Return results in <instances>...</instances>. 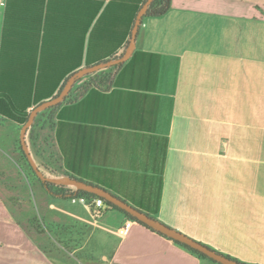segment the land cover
Wrapping results in <instances>:
<instances>
[{
  "label": "crops",
  "instance_id": "crops-1",
  "mask_svg": "<svg viewBox=\"0 0 264 264\" xmlns=\"http://www.w3.org/2000/svg\"><path fill=\"white\" fill-rule=\"evenodd\" d=\"M143 1L0 3V264H210L136 220L121 235L126 213L53 195L24 158L31 110L123 54ZM87 80L27 131L44 174L264 264V0H171L110 87L76 97Z\"/></svg>",
  "mask_w": 264,
  "mask_h": 264
},
{
  "label": "water",
  "instance_id": "water-1",
  "mask_svg": "<svg viewBox=\"0 0 264 264\" xmlns=\"http://www.w3.org/2000/svg\"><path fill=\"white\" fill-rule=\"evenodd\" d=\"M151 2H152V0H147L144 3V5L142 6V8L139 10V12L136 16L135 22H134V26L132 28V32H131V36H130V40H129V42H130L129 46H128L127 50L121 56L116 57L114 59L107 60V61L102 62V63L87 66V67H84V68L76 71L75 73L70 75V77L67 79L65 85L63 86L62 90L56 96L38 104L36 107H34L31 110L29 117H28L27 121L25 122V124L23 125L22 130H21V143H22V147H23L25 153L28 156V159L30 161L32 168L34 169V171L37 173V175L40 177V179L42 181L48 182V181H52V179H50L49 177H47L44 174V172L40 169V167L37 165V163L31 157L30 151H29L27 143H26V134H27L28 129L33 125V123H34V121H35V119L38 116L40 111L45 110L47 108H50L52 106L59 105L60 103H62L66 99V97L68 96V94L72 90L74 84L76 83V81L80 77L87 75L89 73H93L95 71H98L100 69L112 66V65L122 64L129 58V56L131 55V53L133 52V50L135 48L136 39H137L139 30H140V26H141L143 19H144L146 9ZM56 182L59 183L60 181H56ZM66 183L74 184L79 189L91 191V192L95 193L96 195L105 198L109 202L117 205L119 208L130 213L133 217H135L139 221L146 223L147 225L151 226L155 230L160 231V232L164 233L165 235H167V236H169L175 240H178L182 243L187 244L188 246H190L194 249H197V250L203 252L205 255L212 258L214 261H217L221 264H244V263H241L235 259H232L231 257H228L227 255H225L223 253L218 252L217 250L205 245L204 243L197 241V240L193 239L192 237H190V236H188V235H186V234H184V233H182V232H180V231H178V230H176V229H174V228H172V227H170L164 223L157 221L156 219L151 217L149 214L135 208L134 206H132L128 202L117 197L116 195H114L113 193H111L110 191H108L102 187L87 183L83 180L76 179V178H69L66 181Z\"/></svg>",
  "mask_w": 264,
  "mask_h": 264
},
{
  "label": "trees",
  "instance_id": "trees-1",
  "mask_svg": "<svg viewBox=\"0 0 264 264\" xmlns=\"http://www.w3.org/2000/svg\"><path fill=\"white\" fill-rule=\"evenodd\" d=\"M147 0H144L143 1V5L144 3L146 2ZM171 8V0H152V2L149 4V6L147 7L146 9V12H145V15L144 17H156V16H162L164 15L166 12H168ZM131 36V35H130ZM130 40V39H129ZM129 41L127 42V48L129 46ZM122 55V54H121ZM120 55V56H121ZM119 57V56H118ZM122 66V64H116V65H112V66H109V67H106V68H103V69H100L98 71H95L93 73H89L87 75H84L85 76H89V80H87L81 87H80V91L76 94V97H78L79 95H81L83 92H85L87 90V88H89L90 86L92 85H96V86H99V87H110V85L113 83V79H114V76L115 74L117 73L118 69H120V67ZM70 77V76H69ZM68 77V78H69ZM67 78V79H68ZM82 77H80L78 80L82 79ZM67 79L65 80V82L63 83L62 87L60 88V91L62 90L63 86L65 85ZM59 91V92H60ZM58 92V93H59ZM72 93V90L70 91V93L68 94V96L66 97V99L71 95ZM75 97V98H76ZM65 99V100H66ZM64 100V101H65ZM61 104V103H60ZM59 104V105H60ZM59 105H56V106H52L50 108H47L45 110H42L39 112L38 116L46 113L47 111H50L56 107H58ZM29 115L26 117V121L28 119ZM25 121V122H26ZM33 126V125H32ZM32 130V128H31ZM31 134V133H30ZM24 153V158L25 160L29 163V159H28V156L25 152ZM30 168L32 171H34V169L32 168L31 164H30ZM46 184V188L48 189V191L50 193H52L53 195L55 196H62V197H65V198H83L87 204H89L92 208H95L96 207V204H95V199L96 198H102L104 204H106L108 207L110 208H116V209H119V210H122L124 213L127 214V216L133 220H136L138 222H140L141 224L147 226L148 228L158 232L159 234L165 236V237H168L172 240H174L176 243H178L179 245L185 247L186 249H188L189 251H191L192 253L198 255L200 258H206V259H209L213 262H215L216 264H221L217 261H214L212 258L208 257L207 255H205L203 252L197 250V249H194L190 246H188L187 244L185 243H182L178 240H175L167 235H165L164 233L160 232V231H157L155 230L154 228H152L151 226L147 225L146 223L142 222V221H139L138 219H136L135 217H133L130 213L126 212L125 210L119 208L117 205L109 202L108 200H106L105 198L101 197V196H98L96 195L95 193L91 192V191H86V190H83V189H79V188H76V189H70V188H66L65 185L63 184H57V183H54L52 181H48V182H45ZM219 252V251H218ZM228 257H231L229 255H227ZM232 259H235L233 257H231ZM237 260V259H235ZM239 261V260H237ZM241 262V261H239ZM243 263V262H241ZM244 264H247V263H244Z\"/></svg>",
  "mask_w": 264,
  "mask_h": 264
},
{
  "label": "built area",
  "instance_id": "built-area-1",
  "mask_svg": "<svg viewBox=\"0 0 264 264\" xmlns=\"http://www.w3.org/2000/svg\"><path fill=\"white\" fill-rule=\"evenodd\" d=\"M2 2V0H0V3ZM79 81V80H78ZM73 200L74 201H76V200H81V201H85L83 198H73ZM86 202V201H85ZM95 204H96V206L97 207H102L103 205H104V202H103V200H102V198H96L95 199ZM132 223H133V219H127L125 222H124V224L119 228V233L121 234V235H125L127 232H128V230L130 229V227H131V225H132Z\"/></svg>",
  "mask_w": 264,
  "mask_h": 264
},
{
  "label": "rangeland",
  "instance_id": "rangeland-1",
  "mask_svg": "<svg viewBox=\"0 0 264 264\" xmlns=\"http://www.w3.org/2000/svg\"><path fill=\"white\" fill-rule=\"evenodd\" d=\"M33 160H34V158H33ZM35 161V160H34ZM36 162V161H35ZM37 163V162H36ZM40 167V166H39ZM44 169H42V170H46V168L45 167H43ZM40 169H41V167H40ZM206 261L207 262H209L210 264H216L215 262H213V261H211V260H209V259H206Z\"/></svg>",
  "mask_w": 264,
  "mask_h": 264
}]
</instances>
